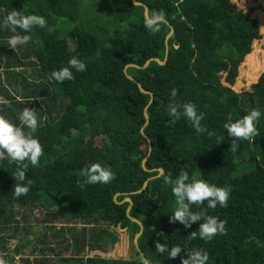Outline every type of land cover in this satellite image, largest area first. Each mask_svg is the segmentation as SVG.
<instances>
[{
    "label": "trees",
    "instance_id": "1",
    "mask_svg": "<svg viewBox=\"0 0 264 264\" xmlns=\"http://www.w3.org/2000/svg\"><path fill=\"white\" fill-rule=\"evenodd\" d=\"M134 2L140 6L131 0L92 6L86 0H0V25L7 12L16 10L22 15L43 16L49 27L56 26L51 33L47 28L30 32L17 29L13 33L0 27V98L7 101L0 104V114L20 126L23 104L33 109L32 101L40 100V111L36 112L39 126L34 136L44 147L39 167L28 165L26 176L33 183L27 196L13 195L19 183L13 177L18 166L9 160L0 161V253L9 264H15L16 258L24 264H145L142 257L146 264H181L180 257L187 258L189 249H203L209 255L207 264H264V70L249 91L226 104L235 110L236 119L259 109V135L251 142L236 141L239 147L233 152V139L218 126L215 134L224 140L225 150L220 159L212 161L208 157V137L194 132L183 116L175 124H168V109L174 102L193 103L198 114L203 112L205 118L210 115L215 119L213 105L226 95L225 86L235 84L238 54L219 53L224 45L230 51L237 50V22L227 25L220 20L207 32L213 23L210 6L222 0ZM145 9L166 14L167 23L159 33L152 34L144 27ZM260 30L264 32V25ZM16 34L30 37L19 52L8 45L9 38ZM216 35L219 38L214 40ZM72 57L84 62L86 70L72 69L73 80L56 82L52 72L68 66ZM151 59L164 64L152 61L142 69ZM17 68L20 74L13 72ZM28 69L35 79L45 82L23 83L31 88L24 86L19 92L10 89L17 80L27 81L24 74ZM173 88L177 90L175 101L171 97ZM14 108H19V115ZM92 163L110 168L115 179L109 184L81 188L78 182L84 180L83 170ZM182 171L188 173L189 182L203 179L231 189L227 208L217 205L212 210L206 203L191 206L194 212L226 221L225 235L205 242L189 235L202 221L188 229L179 222L170 223L176 200L164 180L169 175L175 180ZM38 209L48 237L45 233L41 236L39 232L44 229L33 224L34 213L29 219L23 214L29 210L39 213ZM99 214L125 230L132 241L140 227L131 219L141 223L139 253L133 245L134 260L94 255L103 252L102 239L94 228ZM58 222L84 225L80 232L70 234L72 245L67 243L63 225L55 227ZM161 232L163 235H157ZM33 235L41 236L33 243L47 246L45 241L51 238L75 257L48 260L45 249L52 257L57 256L56 249L32 246L28 239ZM9 240H16L13 249H9ZM157 241L169 248L181 246L180 257L157 254ZM24 243L31 245L30 254L37 252L40 256L23 259ZM83 251L89 256L77 255Z\"/></svg>",
    "mask_w": 264,
    "mask_h": 264
},
{
    "label": "clouds",
    "instance_id": "2",
    "mask_svg": "<svg viewBox=\"0 0 264 264\" xmlns=\"http://www.w3.org/2000/svg\"><path fill=\"white\" fill-rule=\"evenodd\" d=\"M167 23L166 14L161 11L145 10L144 13V27L152 34L159 33L161 26ZM4 29H8L13 33L19 29L21 32H30L34 28L45 29L49 33L56 30V26L49 27L46 19L40 15H22L19 11L13 10L7 12L2 25ZM28 35H13L8 40L9 48L15 50L18 46L25 45L29 42ZM84 72L86 65L77 57H72L68 61V66L62 67L59 70L52 72V78L59 83L71 81L74 79L73 71ZM177 90H171V97L175 101ZM7 101L0 98V104H6ZM168 115L171 119L168 124H175L185 117L191 122L192 128L198 134H207L208 137H213L214 132L208 131L201 121L205 119V113H197L195 104L193 103H172L169 105ZM261 116L259 109H253L242 118L233 122L229 117L228 121L224 124L229 137L233 139L230 148L233 152L237 150L239 144L236 141L247 140L253 141L259 135L256 122ZM20 126L7 119L4 115L0 114V161L9 160L15 163L17 171L13 175L15 181L19 183L13 189V195L16 198L27 196L30 192V185L33 183L31 179H27L26 173L28 165L39 167L40 159L44 155V147L38 138L34 136L39 126V120L36 115L35 109L24 108L19 116ZM25 128L29 131H25ZM221 140H217V144ZM57 150L60 146H56ZM84 180L78 182L80 187L85 185L95 184H109L115 179V173L107 167L102 166L100 163H92L90 166L83 170ZM27 180V183L25 181ZM164 183L171 186L172 194L176 200V208L172 215H170V223L179 222L188 229L192 224L200 222L197 231H192L189 235L192 239L199 237L205 242L211 241L217 235L226 234V221L220 220L218 217L206 215L205 212L192 211V205L207 204L208 209H216L217 205L221 208L228 207L231 189L229 187H219L210 184L203 179H193L189 182V175L187 172H180L179 176L173 180L169 175ZM152 231H156L155 228ZM163 235V233H157ZM156 253L163 255L168 254V258L176 259L180 257L182 247L173 245L171 248L166 243H155ZM181 264H207L209 255L203 249H189L187 251V258L180 257ZM0 264H9V261L4 258V254L0 253Z\"/></svg>",
    "mask_w": 264,
    "mask_h": 264
},
{
    "label": "rangeland",
    "instance_id": "3",
    "mask_svg": "<svg viewBox=\"0 0 264 264\" xmlns=\"http://www.w3.org/2000/svg\"><path fill=\"white\" fill-rule=\"evenodd\" d=\"M95 2V5L100 2L99 0H91ZM221 4L218 5H212L210 6L213 8V23L208 26L207 32L211 31V28L214 26L215 22H221L220 20L227 21L225 24L234 23L237 22L238 29L236 30V38H235V31H234V38L236 40L237 44V50L230 51L226 45L223 47V50L219 53V55H234L238 54V65L236 67V77H235V84L233 87H227L225 86L226 92L224 98H222L218 104L213 105V110L216 113L215 119H211V116L209 115L205 120L202 122V125L207 128L208 131L214 132L216 131V128L218 126H221L223 130H226L224 128V124L227 122V120L224 122L223 119L227 116L231 117L233 122L237 120L235 117V110L232 111L230 106H227L226 104L236 100L239 97V94L242 92L249 91L250 86L256 83L259 75L264 70V32H261L260 27L264 25V0H222ZM86 3L89 5V0H86ZM210 33V32H209ZM219 38L218 35L214 36V40H217ZM24 45L18 46V52L22 50V47ZM236 57V56H235ZM31 69L26 70V76L27 81L22 82L21 80H17L15 84L10 86V89H15L16 92L20 91L22 87L24 88H31L28 87L25 84H33L37 83V81H42L43 79H35L33 75L29 73ZM14 73H21L20 69H14ZM14 83V82H13ZM12 94L13 90H9ZM44 95L48 97H53L52 93H46L43 92ZM43 95V96H44ZM17 98V97H16ZM40 100H33L31 103V108L35 109L36 112H39L38 104ZM28 103L23 104L24 108H29V105H26ZM15 111L19 112V108H14ZM20 112L18 113V115ZM195 132V131H194ZM207 136V134L205 133ZM208 137V136H207ZM219 137H217V134H215L213 137H208L207 146L209 148V155L208 157L212 160H218L221 158L224 150H225V142L221 138L220 143L217 144V140ZM220 140V139H219ZM222 146V147H220ZM141 148L143 147V144L141 145ZM32 210V209H31ZM24 212L25 219H29V214L34 213V216H36L35 219L31 218L33 221V224L38 226L40 230L39 232L41 236L45 233L48 237V230L45 231V227L43 223H41L42 215L36 211L34 212ZM20 216V220L23 219L22 215ZM58 222L55 227L61 228L60 226L63 225V232L65 234V237L67 239V243H70L72 245V239L70 234H74L75 232H80L84 225L80 223H69L65 222ZM92 227L85 226V229H90ZM96 231V236L102 239V242L100 243L101 248L103 249V252H96L94 255L100 256L102 258H113V259H123V260H134L135 254H134V238L133 241L130 239L129 235L126 233L125 230H120L116 228L115 226L111 225L109 221L105 220L102 217V214L98 215V222L96 226L94 227ZM40 235H33L30 240L32 243V246L37 248H43L47 246H51L54 249H56V252L58 253L57 256L52 257L49 253L46 252L44 256L48 257V260H58L61 261L60 258H67V257H75L74 254L70 252H66L63 250L64 245H58L55 241H53L51 238L47 239L45 241L46 245H41L40 243H33L36 237H41ZM9 249H13L14 245L16 244V240H9ZM23 259L27 258L28 260H32L33 257L40 256L37 252L30 254L31 245H26V243L23 244ZM136 247V246H135ZM137 249V248H136ZM80 257H86L89 256L88 251H83L81 254H77ZM15 264H24L21 262L20 258H16Z\"/></svg>",
    "mask_w": 264,
    "mask_h": 264
},
{
    "label": "water",
    "instance_id": "4",
    "mask_svg": "<svg viewBox=\"0 0 264 264\" xmlns=\"http://www.w3.org/2000/svg\"><path fill=\"white\" fill-rule=\"evenodd\" d=\"M132 3H133V5H135V6H140V4L134 2V0H132ZM145 10H146V9H145ZM171 33H172V29H171V32H170L168 38L170 37ZM165 45H166V47H165V58H164V62L167 60V43H166ZM152 61H155V62L159 63L160 65H163V64H164V62L162 63V62H158L157 60L151 59V60H149V61H147V62L145 63V65H144V67H143L142 69H144V68H145L150 62H152ZM128 79H129V80H132L130 77H128ZM139 90H140L142 93H145V92L143 91V89H141V87H139ZM151 100H152V99H151ZM145 120H146V122H145V125H146L147 122H148V119H147L146 115H145ZM142 136L145 137V135H143V134H142ZM144 162H145V160H143V162H142V166H143V163H144ZM250 162H251V160H249V163H250ZM160 174H162V171H159V175H160ZM145 187H146V183L144 184L143 189H144ZM138 193H139V192H138ZM125 202H128V203L131 204V201L128 200V199H126ZM129 210H130V206H129L128 210H127V213H128ZM131 221L134 222V223H136V224L140 227V232H139V234L135 235V237H134V244H135V246H136V248H137V240H138L139 236L142 234V227H141V223H140V222H138V221H136V220H134V219H131ZM122 231H123V230H122ZM137 251H138V253H139V250H138V249H137ZM142 260H143V262L146 264V261H145L144 257H142Z\"/></svg>",
    "mask_w": 264,
    "mask_h": 264
},
{
    "label": "crops",
    "instance_id": "5",
    "mask_svg": "<svg viewBox=\"0 0 264 264\" xmlns=\"http://www.w3.org/2000/svg\"><path fill=\"white\" fill-rule=\"evenodd\" d=\"M99 1L100 2H98V3H109L111 0H99ZM131 2H132V0H131ZM92 5H95V2L89 0V5L88 6H92ZM3 80H4V75H3Z\"/></svg>",
    "mask_w": 264,
    "mask_h": 264
}]
</instances>
